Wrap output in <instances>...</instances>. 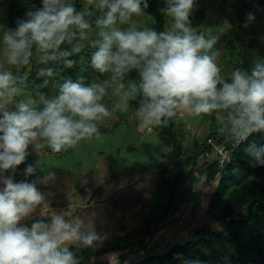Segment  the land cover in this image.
Instances as JSON below:
<instances>
[{"label":"clouds","instance_id":"obj_1","mask_svg":"<svg viewBox=\"0 0 264 264\" xmlns=\"http://www.w3.org/2000/svg\"><path fill=\"white\" fill-rule=\"evenodd\" d=\"M142 3L148 7L147 0H84L78 10L71 0H43L14 31L3 33L0 54L10 67L0 66V171L14 172L25 162L30 145L39 155L45 148L60 153L99 138L98 123L112 115L102 102L109 90L116 97L114 109L122 112L139 98L135 116L144 128L165 125L183 110L194 116L220 113L219 133L237 144L264 131V58L257 57L248 70L235 68L224 79L215 50L219 36L191 26L195 0H166L161 11L171 23L160 32L136 26L133 17L143 13ZM93 31L97 38L90 40ZM85 41L94 49L91 68L106 79L85 84L83 76L66 78L56 96L41 93L39 104L20 98L27 76L19 69L30 65L34 55L46 65L38 77H53L57 67L76 65L71 57L82 51ZM133 71L136 80L128 78ZM48 82L43 81L45 86ZM246 151L264 164V146L252 144ZM35 170L28 165L25 175ZM51 175L39 182L46 183ZM2 183L0 264H80L69 245H91L97 234L82 232V222L66 220L67 213L56 211L50 222L22 225L39 206H44L41 215L49 211L45 196L35 181L7 177Z\"/></svg>","mask_w":264,"mask_h":264},{"label":"crops","instance_id":"obj_2","mask_svg":"<svg viewBox=\"0 0 264 264\" xmlns=\"http://www.w3.org/2000/svg\"><path fill=\"white\" fill-rule=\"evenodd\" d=\"M10 108L15 110L14 105ZM104 136L82 140L75 148L60 153L45 148L39 155L30 145L25 162L14 172L0 171V190L4 187L2 180L7 177L14 182H37L49 211L41 215L44 208L41 205L21 224L30 227L36 220L50 222L52 211L67 213L66 220L82 222V232L94 231L99 237L91 245H69V250L85 254L86 259L91 257L89 251L92 250L107 251L97 256L101 259L107 254L113 255L112 258L121 257V252L127 253L133 246L167 245L175 236L163 222L160 223L164 215L173 212L168 209V180H162L159 170L166 148L157 134L139 131L133 126L129 130L127 127L121 129L111 142L105 141L100 148V139ZM28 165L35 167L33 175H25ZM49 174L52 175L46 183L39 182ZM192 193L189 196L192 197ZM195 201L179 211L178 215L190 217L188 222L195 219V212L201 205L200 198L196 197ZM176 214L173 217H177ZM168 218V221L172 219ZM149 221L154 224L150 226ZM182 228L177 226L175 232L182 235L186 229ZM147 237L149 241H146Z\"/></svg>","mask_w":264,"mask_h":264},{"label":"trees","instance_id":"obj_3","mask_svg":"<svg viewBox=\"0 0 264 264\" xmlns=\"http://www.w3.org/2000/svg\"><path fill=\"white\" fill-rule=\"evenodd\" d=\"M201 5L197 12L190 16L191 26L201 30L207 19L206 0H200ZM237 0L232 2L224 1L237 14L240 27L239 47L236 49L238 57L243 63V68L248 70L252 66L254 54L251 48H246L243 40L245 31L243 29L244 20ZM264 9V0H258ZM148 7H141L143 12L154 19L153 30L160 32L165 30L166 15L161 11L156 0H147ZM78 10L82 8L79 2L74 4ZM43 6V0L41 3ZM25 20L15 3L10 5L9 23L17 25L18 21ZM202 31V30H201ZM77 61L71 69L57 67V71H62L70 78H74L79 71L80 54L71 57ZM31 64V63H30ZM52 66V65H51ZM26 67H29L26 66ZM139 106V98L129 102V113L136 111ZM177 122L174 116L167 124L157 127V135L161 144L169 149L168 154L162 155V166L164 168H175V177L166 181V187L170 197L168 209L174 211L177 189L185 179L186 171L191 167L201 168L208 172V182H216L215 190L208 197L206 216L201 221L200 226H193L192 230L183 235L180 240L167 244L165 252L162 254L155 248H145V260L137 264H264V164L257 163L246 149L249 145L255 144L257 147L264 146V131L251 134L245 141L236 146H230L223 134L215 132L203 143L196 142L193 152L186 156L183 146V137L179 135ZM214 140L217 146H224L230 157L222 164L216 148L209 144V140ZM219 156L214 158V155ZM201 157L206 160L200 161ZM205 171V172H206ZM204 173V172H203ZM217 174V178L211 179L210 174ZM212 175V178L214 177ZM245 175L253 176L255 181L252 185L241 184L240 177ZM196 220L198 222L199 220ZM188 223L183 227L187 228ZM152 226L154 221H149ZM217 226V228L215 227ZM182 228V229H183ZM73 251L74 250H70ZM131 252V251H130ZM107 251H89L91 257H97ZM80 261L85 258V254L76 253ZM80 264L81 261H80Z\"/></svg>","mask_w":264,"mask_h":264},{"label":"rangeland","instance_id":"obj_4","mask_svg":"<svg viewBox=\"0 0 264 264\" xmlns=\"http://www.w3.org/2000/svg\"><path fill=\"white\" fill-rule=\"evenodd\" d=\"M156 1L159 3L161 10L167 6L166 0ZM224 1L232 2L233 0H206L207 19L202 25L201 30L219 36L218 42L215 45V50L218 51L217 63L221 68L222 77L224 79H229L231 72L235 68H243V63L238 57L236 49H233V47L237 48L240 45L239 37L241 35V30L239 27V19L237 17V14L230 5L224 4ZM71 2L73 4L79 2L82 5V8L85 6L84 0H71ZM236 2H238L237 4L244 20L243 29L245 31V34L243 35V40L245 42V46L246 48L252 49L254 60L257 57L264 58V9L260 6L258 0H237ZM11 3H15L17 5L18 10L22 13V17L25 20L28 18L27 13L29 11H35L42 7V0H0V48H2L3 46V33L8 30L14 31L17 27V25H12L9 23ZM200 5L201 1L195 0V5L190 16H193L197 12ZM250 13L254 16V19L251 21L248 20V14ZM133 20L136 26L140 29H143L145 27L152 29L154 28V19L144 12L139 16L133 17ZM170 23L171 19L169 17H166L165 28L168 27ZM96 38L97 37L95 31H93L90 34V40ZM231 43L233 47H231ZM83 44L84 47L79 53L81 56V60L79 62V71L75 74V77L71 79L75 81L78 76H83L85 84L91 83L93 81H103L107 78V76L95 72L90 66V57L94 49L89 46V41H85L83 42ZM0 66L5 68L10 67L7 64L3 63L2 54H0ZM47 66H51V64ZM41 67H46V65L39 64L34 55L29 67L23 66L19 69L22 74H25L27 76V87L24 89L23 95L20 98L32 99L37 101V103L39 104V95L41 93L45 94L49 98L56 96L58 94L59 84L62 83L64 79L70 78L62 71H57V74L53 77H38L37 73ZM12 70L14 72L16 71L15 68H12ZM128 78L136 80L138 79V73L133 71L129 74ZM45 79H48L49 81L47 86H45L43 83ZM115 100L116 97H113L111 95V90H109V94L105 96L102 101L112 112V115L98 123V129L100 133L99 136L107 135L101 137L100 142H102V146H100V148L103 147V143L105 141L111 142L116 133L121 129H125L126 127L129 130L133 126L137 127L139 131L148 130L155 135L157 134V127H141L139 121L135 116V113H129L131 111L130 109L124 112L114 109L113 104ZM220 115V113H213L211 115L194 116L183 110L177 111V113L174 115V118L177 122L179 135L183 137V153L186 156L190 155L193 152V147L196 142L203 143L208 140L209 137L215 132H219L218 120L220 118ZM223 135L227 138L228 144L230 146L237 145V143L229 135ZM168 153L169 149H164L163 154ZM213 155L214 158L219 157L215 154ZM219 155L221 156L219 160L223 164L226 160L220 153ZM203 160H206L205 157H201L200 159V161H202V165L205 162H203ZM160 168L159 170H161L163 181H170L174 179L176 173L174 167L169 169L164 168L161 163ZM199 169L200 167L197 169H192L190 167L186 171L185 179L176 192L177 196L175 199L174 211L171 215L169 214V216L167 214V216L171 217L172 219L168 221L167 219L169 218L166 215H162L163 220H161L160 223L163 222L165 224L164 226H167L168 230L170 229V234H174L173 236H175V239H169L168 244L180 240L182 237H184L183 235L186 236L187 233L192 230L193 226H200L201 221H203V218L207 215L206 210L208 197H210L215 190L218 181L213 183L208 182V180L210 181V179L208 178V172L206 170L201 171L203 167L201 168V170ZM212 175L213 173L210 174L211 179H215L218 177L215 173L213 175V178ZM240 179L241 184L252 185L255 181V178L249 175L240 177ZM191 193L193 194L192 197L189 196ZM190 197L191 200H189ZM196 197H198V199H201V205L197 212H195V219L199 221L196 222V220L191 219V221L188 223V227L186 229L184 228L185 230L182 235L177 234L179 232H175V228H177V226H180L181 228L184 227L187 224L188 220H190V217L178 215L180 213L179 211L184 210L188 208L190 204L193 205L195 202H197L195 201ZM175 213H177V217H173V214ZM166 217L167 219H165ZM215 227L217 228L216 225ZM175 233L177 235H175ZM171 236L172 235H170L169 237ZM149 240L150 239L146 238V241ZM166 247L167 245L161 247L160 243L153 246V248H155L154 251L157 250L162 254L166 251ZM141 249L142 248H136L135 246H133L127 252L128 254L125 252H121V257L115 256L112 258L113 255L107 254L101 259H98V257H89L87 259L83 258L80 261L82 264H137L139 261H143L147 258H145ZM73 253L76 256V253ZM154 264H159V262H155Z\"/></svg>","mask_w":264,"mask_h":264},{"label":"built area","instance_id":"obj_5","mask_svg":"<svg viewBox=\"0 0 264 264\" xmlns=\"http://www.w3.org/2000/svg\"><path fill=\"white\" fill-rule=\"evenodd\" d=\"M209 144L213 145L218 151V153H220L225 160L229 159L230 153L227 152L224 146H217L214 140H211V139L209 140ZM147 239H149V237H147ZM141 250H142V253L144 254L146 249L142 248Z\"/></svg>","mask_w":264,"mask_h":264}]
</instances>
